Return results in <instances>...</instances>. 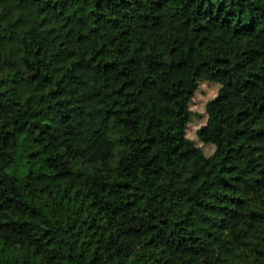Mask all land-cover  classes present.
I'll return each mask as SVG.
<instances>
[{
    "label": "trees",
    "instance_id": "trees-1",
    "mask_svg": "<svg viewBox=\"0 0 264 264\" xmlns=\"http://www.w3.org/2000/svg\"><path fill=\"white\" fill-rule=\"evenodd\" d=\"M256 120L264 0H0V264H264Z\"/></svg>",
    "mask_w": 264,
    "mask_h": 264
},
{
    "label": "rangeland",
    "instance_id": "rangeland-1",
    "mask_svg": "<svg viewBox=\"0 0 264 264\" xmlns=\"http://www.w3.org/2000/svg\"><path fill=\"white\" fill-rule=\"evenodd\" d=\"M238 83L241 87L240 92H243L242 89L244 88V83L240 81V78H238ZM219 87L220 84L217 82H204L191 103V109L194 112V116L192 121L189 123L187 133L190 137L199 141L207 154L212 153L214 146L213 144H205L199 140L198 128L206 122V103L217 94ZM229 91L233 100L239 102L241 106L245 105L247 101L245 96L243 97L232 87L229 88ZM253 125L257 128H264V122L259 120H256Z\"/></svg>",
    "mask_w": 264,
    "mask_h": 264
}]
</instances>
